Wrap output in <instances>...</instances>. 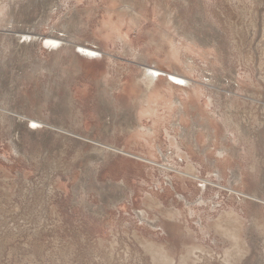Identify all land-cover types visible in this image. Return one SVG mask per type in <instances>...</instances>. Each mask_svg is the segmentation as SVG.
Masks as SVG:
<instances>
[{
  "label": "rangeland",
  "instance_id": "obj_1",
  "mask_svg": "<svg viewBox=\"0 0 264 264\" xmlns=\"http://www.w3.org/2000/svg\"><path fill=\"white\" fill-rule=\"evenodd\" d=\"M121 12L124 36L108 43ZM22 29L35 36L26 46ZM147 69L163 90L169 74L186 77L176 97L188 112L137 117L142 98L122 86ZM37 106L44 122L123 149L134 146L125 118L136 131L159 120L157 160L199 178L0 111V264H264V204L200 179L233 186L239 173L264 197V0H0V108L31 119Z\"/></svg>",
  "mask_w": 264,
  "mask_h": 264
},
{
  "label": "bare ground",
  "instance_id": "obj_2",
  "mask_svg": "<svg viewBox=\"0 0 264 264\" xmlns=\"http://www.w3.org/2000/svg\"><path fill=\"white\" fill-rule=\"evenodd\" d=\"M126 7H130V8L132 7L133 8V6H131V4L130 5L128 4ZM123 16H124L123 12L118 13V19L115 21H112L111 24H109V26H105V29L102 30L103 31L102 33L104 35V39L106 42L109 43L110 41L111 42L114 41V39L118 36H124L123 27H124L125 22H123V20H124ZM19 33H20V35H17L14 37L17 44L26 46L27 44H29L28 42H31L33 39H35V36H33V34H31V33H33L32 30H27V29L23 30L22 29L19 31ZM54 40H56V41H54ZM45 44L47 46H49L50 48L54 49V51H58L60 49V46L64 45L65 43L63 44V42H61L60 39H59V41H57V39L51 38V39H48L45 42ZM174 50H175V48H174ZM176 55H178V54H176L174 52L172 53V56L176 57ZM91 62L92 61L87 59V58L80 57V58H78V61L74 65V67L79 66L80 68L85 70V69H88L90 67ZM45 67H46L45 64L44 65H41V64L36 65L33 68L34 73H35V75L33 74V76L36 77V76H38V74L40 72L45 71ZM71 67L74 69V71L76 70L73 66H71ZM47 70L52 71L53 66L51 67L50 65H48ZM159 73H160V71H158V70H150V69L143 70L140 79H137V77L131 75V77L128 78L123 83L122 92H123L124 96H126V97L140 96L142 98L141 99L142 101L141 100L139 101L140 107L138 110L139 112L137 113V117H140L141 119H143L144 116L152 117V116L156 115L157 114V111H156L157 105H160V104H165L166 107H168L171 110L179 107V110L182 111V114H185L186 112H188L189 104H187V102L185 101V97H183V98L176 97L177 96L176 95V92H177L176 86H178V85L180 86L182 84H185L187 82L186 77L183 75L169 74L168 83L171 84L172 86H170L167 90H163L161 87H158L159 84L164 82V79L160 78ZM105 77L108 79V76H105ZM141 83L144 86L143 88H142ZM140 91H141V93H140ZM49 96H50V88H48V90L46 91L44 96H41L39 94L38 97L43 98V101L47 102ZM175 98H177V99H175ZM181 99H183V100H181ZM32 101H34V100H32ZM40 106L36 107V109L34 110L35 117L31 118V119H29L26 115L20 114L17 111L15 112L11 109L0 108V111L14 115L15 117H17L19 119V122L22 124H23V122L28 120L29 124H30V126L28 124L29 128L31 127L32 129H37L39 127H46V128L53 130L54 132L64 133V134H67L69 136L79 138V139H81L87 143L93 144L94 146L100 148L104 152H114V153L117 152V154L122 153L121 155H126V156L128 155V156H131V157L136 158L138 160L144 161V162L150 164V167L151 166L152 167H155V166L159 167L167 173L177 172V174L182 176L183 179H186V177H191L194 179L199 178V175L192 174L191 172H185V171L178 169L174 166L163 164V163L159 162V160H157L159 158V154H163L161 147L160 146L158 147V145L156 143L157 141L156 142H155V140L153 141V136L154 137L157 136V133L159 132V126H161L159 120H156L157 123H159V124L158 125L154 124V126H152L153 128L151 127L152 129H148V131H145V129L142 127V125H141V127L139 125L140 130L139 131L137 130L138 131L137 132L136 129H134L132 127L131 121L128 118H125L124 120H126V121L124 122L123 125H125L127 127V129H130L129 132H133L132 134H130V139L132 140L131 142L134 146L133 147L130 146L129 149H123V148H121L115 144H109V143H106V142L99 140V139H95V138H91L88 136L81 135L77 132H74L73 130L65 128L64 126H56V125H52V124H48V123L44 122ZM147 114H149V115H147ZM184 118H183V120H184ZM198 125H196L194 127V129ZM210 125H212V124H210ZM205 127L209 128L208 123H207V126H205ZM186 130L187 129H185V131ZM197 133H198V130H193L189 135H186V136L190 137V138L193 136L194 139H196V141H197V136L199 137V135H200L199 133L198 134ZM146 137H148V138H146ZM14 142L15 141L12 140L13 146L17 147V144ZM157 150L159 151V153ZM224 152L225 151L221 150V152L219 154V155H221V159L219 158V160L217 161V163L219 162V164L218 165L216 164L218 166L217 167L218 168L217 169V173H218L217 176H219L220 179H222V177H225V175H226V174L224 175L225 170L223 168H222L223 170L220 168L224 164L228 163L229 162L228 159L230 158V157L227 158L228 155H227V153L225 154ZM226 155H227V157H225ZM234 178L236 179L237 183L233 186H231V185L234 184V180L230 182V184H231L230 186H226V185H223L221 183L213 182L209 178H205V179L200 178V179L202 181L201 186L203 188L205 187V190H206V188H208L209 185L210 186H216L222 190H227L228 192H230L231 195H235L236 197H238L240 199V201H244L247 203L251 202L250 204H252V202L264 204V197L259 195V192H258V194L252 193V192L250 193V192H246L245 189H241V187L243 186L242 182L245 180L242 175H240L239 173H236V174H234ZM164 191H165L164 194H167V195H169L171 193L170 189H165ZM155 193L159 194L158 192H155Z\"/></svg>",
  "mask_w": 264,
  "mask_h": 264
}]
</instances>
